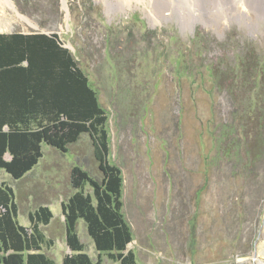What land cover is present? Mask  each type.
<instances>
[{
	"label": "rangeland",
	"instance_id": "1",
	"mask_svg": "<svg viewBox=\"0 0 264 264\" xmlns=\"http://www.w3.org/2000/svg\"><path fill=\"white\" fill-rule=\"evenodd\" d=\"M13 1L31 22L7 7L0 32H57L99 92L137 264H264V143L234 124L235 105L247 111L253 90L230 72L264 55V10L243 0ZM219 69L229 70L224 88L243 83L245 92L218 87ZM226 124L235 137H224ZM248 155L257 156L250 165ZM76 163L100 174L88 134L67 152L45 145L21 179L0 173L15 188L22 224L38 205L51 207L42 227L54 244L44 251L59 264L70 252L62 201ZM78 232L96 259L83 220Z\"/></svg>",
	"mask_w": 264,
	"mask_h": 264
},
{
	"label": "trees",
	"instance_id": "2",
	"mask_svg": "<svg viewBox=\"0 0 264 264\" xmlns=\"http://www.w3.org/2000/svg\"><path fill=\"white\" fill-rule=\"evenodd\" d=\"M238 67V71L230 70L231 74L245 75L244 81L249 87L251 84L253 92L247 111L235 105L234 124H242L246 133L253 129L251 136L255 142L263 144L264 55L254 61L249 58L247 63L242 60ZM214 73L221 89L234 91L235 96L245 92L243 83L237 85L236 91L227 85L224 88L228 69ZM241 103L246 101L241 99ZM108 124L109 114L99 92L60 34L0 32V173L4 170L21 179L40 163L45 145L67 152L83 134H88L92 141L100 170L95 175L78 163L71 169L72 192L62 201L70 252L64 255L62 264H103V253L114 264H137V255L129 247L134 233L124 212L122 168L110 159ZM223 133L226 138L235 137V127L226 124ZM225 144L221 139L220 147L226 150L229 146ZM251 153L249 149L247 154ZM248 157L247 165L257 158ZM18 216L15 188L1 182L0 264H59L44 251L54 244L42 227L53 219L51 207L38 205L30 212L29 225L22 224ZM79 220L85 222L99 252L96 259L80 238Z\"/></svg>",
	"mask_w": 264,
	"mask_h": 264
},
{
	"label": "bare ground",
	"instance_id": "3",
	"mask_svg": "<svg viewBox=\"0 0 264 264\" xmlns=\"http://www.w3.org/2000/svg\"><path fill=\"white\" fill-rule=\"evenodd\" d=\"M243 1L247 2L249 5L254 4L255 7L260 9V10H264V0H243ZM7 7L15 9L19 16H21L22 18H25L26 20L31 22V20L29 18H27L25 15L21 14L17 10L13 0H0V10L2 9L3 13L5 12V8H7Z\"/></svg>",
	"mask_w": 264,
	"mask_h": 264
},
{
	"label": "water",
	"instance_id": "4",
	"mask_svg": "<svg viewBox=\"0 0 264 264\" xmlns=\"http://www.w3.org/2000/svg\"><path fill=\"white\" fill-rule=\"evenodd\" d=\"M257 252V251H256Z\"/></svg>",
	"mask_w": 264,
	"mask_h": 264
}]
</instances>
